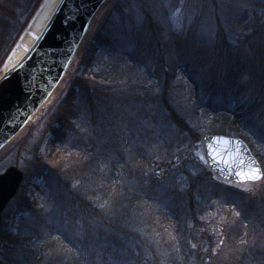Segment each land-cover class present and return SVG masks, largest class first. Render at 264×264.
I'll use <instances>...</instances> for the list:
<instances>
[{
  "label": "trees",
  "instance_id": "1",
  "mask_svg": "<svg viewBox=\"0 0 264 264\" xmlns=\"http://www.w3.org/2000/svg\"><path fill=\"white\" fill-rule=\"evenodd\" d=\"M41 2L0 0V69ZM138 2L139 10L131 0L107 1L79 62L89 67L100 51L139 72L109 64L105 82L71 71L10 148L9 162L25 175L2 214L0 264H157L130 241L125 221L139 210L177 242L159 264H264V187L251 194L187 170L158 183L148 170L162 151L174 156L176 145L183 150L206 133L242 137L264 166V47L255 27L217 24L211 37L196 17L177 28L167 0ZM46 138L52 155L62 153L55 167L41 153ZM183 173L188 188L177 196ZM32 187L48 196L46 207L31 204ZM194 197L223 202L232 225L219 233L233 256L202 251L204 208ZM186 233L202 239L192 257Z\"/></svg>",
  "mask_w": 264,
  "mask_h": 264
},
{
  "label": "rangeland",
  "instance_id": "2",
  "mask_svg": "<svg viewBox=\"0 0 264 264\" xmlns=\"http://www.w3.org/2000/svg\"><path fill=\"white\" fill-rule=\"evenodd\" d=\"M167 2L169 4V13H170L171 22L177 28H181V26H183V22L186 19H188L189 22L196 17L197 19H199L201 32L210 35L212 37V34L216 30L217 24L220 25L229 24L232 26L234 25L235 21L239 20L249 24V26L245 29L246 32L252 30L255 27L256 32H255L254 40L257 44L262 45L264 47V0H167ZM131 3L134 7L140 4L138 0H131ZM136 3L139 4L137 5ZM150 3L152 2L150 1L144 2L143 4H140L141 6L140 5L139 6L140 8L143 7L144 5L149 6ZM139 6H138V10H139ZM105 9L106 7L103 9V12ZM103 12L95 18V23L98 21V18L101 17ZM124 22L126 23V20ZM239 27L241 28V26ZM84 49L85 48H83L80 51V53L76 55V57L72 61V64L68 72L75 71V74L83 75L86 77L90 76L105 82L109 81L107 80L108 76L106 75L107 66H109V64L110 65L113 64V67L119 70L132 69L129 71L136 73L139 72L138 68L128 67L127 64H121L124 65L121 66L120 63L116 64L112 61L109 62L108 54L100 51L97 53L96 57L94 58L93 63L89 67L84 68L79 62L81 55L84 52ZM178 74H181V71H178ZM66 79L67 80L69 79L68 73L62 80L56 93L59 92L58 91L59 88H61L63 84L66 83L67 81ZM27 129L28 128H26V130L17 138L18 139L21 138L26 133ZM175 132L176 131H174L173 134H175ZM171 134L172 131L169 133L170 137L173 136V134L172 135ZM203 136L204 134L201 135L199 138L194 139L193 142L190 143L189 147L185 148L184 146L183 148L185 149L183 150H181V148H179V146L176 145L174 147L175 154L174 156L172 154L171 155L172 157L165 156L163 153L164 151H162L163 156L159 155L157 158L154 159L153 165H151L150 169H148L149 173L153 174L158 179L157 180L158 183H161L160 181H165L164 177L168 176L171 173V171L174 172L175 174H179L183 170H187L189 174L192 175V177L198 175L200 171L202 172L208 171L211 173L212 177L215 180H218L221 183L225 182L227 184L235 185L236 187L251 194H255L256 192H258V190L264 187V179H261L260 181L257 182L233 184L228 180H222L217 178L208 166L205 157ZM178 137L181 136L178 135ZM16 139H14L11 143H9L7 148L0 154V173L3 172L6 169V167H8L10 164H13L9 162L10 156L8 152ZM154 150H156V148ZM41 153L43 154L45 160L47 161V164L52 167L57 166L58 165L57 163L60 162V158L62 157L61 152L57 153V155H52L51 147L49 145V140L47 138L44 140L42 144ZM142 166L145 167V165ZM262 167L264 170L263 164ZM133 168L136 169L135 166H133ZM189 178L190 176L188 177L184 173L181 175L180 178H178L176 184L177 190L174 189L175 192L177 193V196L181 195L184 192V190L188 188L187 184L189 182ZM198 188L199 187H196V191L194 193L195 195H200L199 194L200 189ZM31 189H32L30 192L31 204L35 206V208H40L42 206L46 207L48 205V200H47L48 196L45 193L38 192L37 190H35L36 188L34 187H32ZM194 200L196 202L197 207L200 206V208H204L202 215H203V220L206 224L204 226H197L196 230L200 232L202 237L204 236V241H206L207 243L206 242L202 243V239L198 238L199 235L197 234L193 236L192 234L190 235L191 232L186 233L190 235V242L193 243L191 244L192 248H190L191 257L199 253V249L201 248L200 246L201 243H202V251L206 253H208L209 250L211 251L217 250L215 254L218 255L221 251L226 250L230 252L229 253L230 256H233L235 249H233V247L226 248L227 236L226 235L224 236L223 232L219 233L220 231L223 230L227 231L228 233L229 232L228 228L232 225L226 219V217H228L229 214L227 213V211L224 210V204L221 201V199H212V200L203 201L202 204L198 203L197 197H194ZM226 207L230 208V206H226ZM233 210L234 212L232 214H235V216H237L238 213L239 215L240 211H237L235 208H233ZM140 211L141 210L137 211L135 214L133 213L132 216L127 217L128 219H126L125 221L127 232H129L130 234V238H131L130 241L134 242L136 246H139L143 250L145 256L148 259H150L153 263L159 264L161 262L169 261V259L171 258L170 257L168 258L167 255L165 256V254H167L168 251L170 250V245L177 246V242L175 244H172L170 241H167L165 238V234H168L169 231L166 232L163 231V229L160 228V225L150 224V213H146L144 211L140 212ZM189 227H192V224H190ZM12 228L14 231H16L15 224L12 226ZM212 238L214 242L213 245H211ZM0 248H2V244L0 245ZM223 253L226 257H228L225 251ZM223 253L221 255H223ZM221 255L219 258H221Z\"/></svg>",
  "mask_w": 264,
  "mask_h": 264
},
{
  "label": "water",
  "instance_id": "3",
  "mask_svg": "<svg viewBox=\"0 0 264 264\" xmlns=\"http://www.w3.org/2000/svg\"><path fill=\"white\" fill-rule=\"evenodd\" d=\"M106 1L63 0L31 57L15 73L0 82V149L24 128L27 122L29 125L37 119L35 117L29 121L35 113L39 114L49 104L44 105L53 91L60 86L72 61L88 40L96 25L95 18L102 13ZM44 2L45 0L42 1L8 58ZM218 137L229 142L218 143L215 139ZM209 145H212L214 152L219 153L216 159L209 154ZM204 149L208 165L218 178L241 183L235 175L241 167V160L245 162V167L249 161H255L262 169L249 145L240 137L206 134ZM23 178L24 171L17 165H10L0 173V220L4 208L17 193Z\"/></svg>",
  "mask_w": 264,
  "mask_h": 264
},
{
  "label": "bare ground",
  "instance_id": "4",
  "mask_svg": "<svg viewBox=\"0 0 264 264\" xmlns=\"http://www.w3.org/2000/svg\"><path fill=\"white\" fill-rule=\"evenodd\" d=\"M63 0H45L43 6L40 8L38 14L32 20L28 30H26L21 41L15 48L14 52L8 58L7 62L0 71V82L15 73L33 54L43 35L47 31L52 19L56 15ZM61 84V83H60ZM57 88L53 91L45 104L51 102ZM38 113H35L29 121L34 119ZM28 123L17 134H15L1 149L0 154L7 148L9 143L21 135L28 126Z\"/></svg>",
  "mask_w": 264,
  "mask_h": 264
},
{
  "label": "snow or ice",
  "instance_id": "5",
  "mask_svg": "<svg viewBox=\"0 0 264 264\" xmlns=\"http://www.w3.org/2000/svg\"><path fill=\"white\" fill-rule=\"evenodd\" d=\"M216 142H223L227 144L229 141L223 138H215ZM209 154L212 155L213 159H216L219 153L214 152L212 149V145L208 146ZM240 169L235 172V175L239 178V182H255L261 179H264V170H262L257 162L249 161L247 166L245 167V162L243 160L240 161ZM247 190V189H245ZM238 215V213H237Z\"/></svg>",
  "mask_w": 264,
  "mask_h": 264
}]
</instances>
